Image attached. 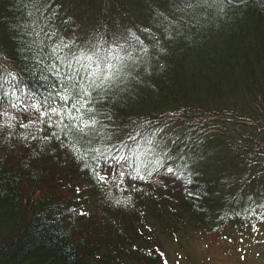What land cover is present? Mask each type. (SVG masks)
<instances>
[{
  "label": "trees",
  "instance_id": "obj_1",
  "mask_svg": "<svg viewBox=\"0 0 264 264\" xmlns=\"http://www.w3.org/2000/svg\"><path fill=\"white\" fill-rule=\"evenodd\" d=\"M261 223L264 0H0V264Z\"/></svg>",
  "mask_w": 264,
  "mask_h": 264
},
{
  "label": "rangeland",
  "instance_id": "obj_2",
  "mask_svg": "<svg viewBox=\"0 0 264 264\" xmlns=\"http://www.w3.org/2000/svg\"><path fill=\"white\" fill-rule=\"evenodd\" d=\"M110 79L129 82V68L122 66ZM164 249L172 264H264V224L167 240Z\"/></svg>",
  "mask_w": 264,
  "mask_h": 264
},
{
  "label": "snow or ice",
  "instance_id": "obj_3",
  "mask_svg": "<svg viewBox=\"0 0 264 264\" xmlns=\"http://www.w3.org/2000/svg\"><path fill=\"white\" fill-rule=\"evenodd\" d=\"M169 170H171V169H169Z\"/></svg>",
  "mask_w": 264,
  "mask_h": 264
}]
</instances>
